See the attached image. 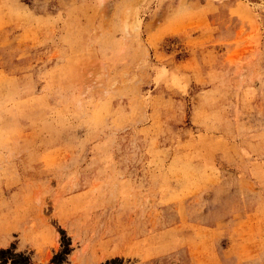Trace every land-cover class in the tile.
Segmentation results:
<instances>
[{
  "label": "rangeland",
  "instance_id": "1",
  "mask_svg": "<svg viewBox=\"0 0 264 264\" xmlns=\"http://www.w3.org/2000/svg\"><path fill=\"white\" fill-rule=\"evenodd\" d=\"M0 264H264V0H0Z\"/></svg>",
  "mask_w": 264,
  "mask_h": 264
}]
</instances>
